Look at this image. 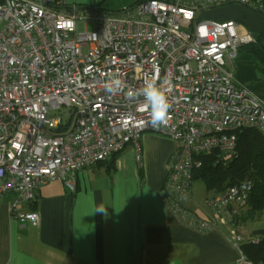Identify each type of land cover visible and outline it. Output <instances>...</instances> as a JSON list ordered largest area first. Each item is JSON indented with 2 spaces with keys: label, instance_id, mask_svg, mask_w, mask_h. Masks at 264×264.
I'll use <instances>...</instances> for the list:
<instances>
[{
  "label": "built area",
  "instance_id": "2783aa9c",
  "mask_svg": "<svg viewBox=\"0 0 264 264\" xmlns=\"http://www.w3.org/2000/svg\"><path fill=\"white\" fill-rule=\"evenodd\" d=\"M218 3L140 0L107 10L0 0V198L15 210L34 203L38 189L54 180L74 192L77 171L110 161L129 144L141 167L142 136L154 132L177 143L160 197L183 222L206 228L183 207L200 156L234 153L239 131L264 134V104L234 75L241 46L255 36L240 35L235 21L199 18L201 9ZM153 78L170 104L160 127L141 108L139 90ZM111 79L123 87L110 91ZM53 111L69 116L56 125L69 123L65 131L53 129ZM251 187L242 181L207 199L221 212L217 223H234ZM16 216L42 222L36 210ZM230 238L240 249L239 264H255L235 224Z\"/></svg>",
  "mask_w": 264,
  "mask_h": 264
},
{
  "label": "crops",
  "instance_id": "0c3cea01",
  "mask_svg": "<svg viewBox=\"0 0 264 264\" xmlns=\"http://www.w3.org/2000/svg\"><path fill=\"white\" fill-rule=\"evenodd\" d=\"M55 1L114 9L109 8L114 0ZM218 1L201 9L199 18L235 21L240 35L264 33L260 12L240 0ZM257 62L255 54L241 48L234 75L264 104ZM140 144L143 178L136 150L129 144L110 161L77 171L74 192L64 181L54 180L38 189L34 203L18 204L15 210L8 197L0 198V264H239L241 252L230 238L231 224L248 238L252 229L247 223L260 220L262 213L252 218L246 211L230 224L216 222L219 211L203 218L190 204L195 192L191 183L183 207L208 226L183 222L160 197L176 141L146 132ZM31 210L41 215L39 225L16 216V211Z\"/></svg>",
  "mask_w": 264,
  "mask_h": 264
},
{
  "label": "trees",
  "instance_id": "16d2710c",
  "mask_svg": "<svg viewBox=\"0 0 264 264\" xmlns=\"http://www.w3.org/2000/svg\"><path fill=\"white\" fill-rule=\"evenodd\" d=\"M240 2L264 16V0H240ZM241 48L255 54L264 80V33L256 35L253 42L242 45ZM68 125L69 123L60 124L53 129L62 132ZM200 157L202 165L194 170L192 180H203L207 189L216 193L236 183L249 181L252 187L242 206L248 207L246 213L252 218L264 211V134L262 132L256 129L239 131L234 153L221 155L220 151H213ZM139 171L143 178L142 166ZM241 210L239 209L240 213L235 216L234 221L237 222L241 217ZM254 239H258V242L255 243ZM241 248L253 263L264 264V228L253 230L241 244Z\"/></svg>",
  "mask_w": 264,
  "mask_h": 264
},
{
  "label": "rangeland",
  "instance_id": "374dc122",
  "mask_svg": "<svg viewBox=\"0 0 264 264\" xmlns=\"http://www.w3.org/2000/svg\"><path fill=\"white\" fill-rule=\"evenodd\" d=\"M129 2H132V0H114L113 4L110 5L109 8H114L113 10L121 9L124 6L129 5ZM125 3V4H123ZM128 3V4H127ZM89 28H93V22L89 23ZM51 118H52V125L56 126L58 122L62 119L63 123H66L69 119V116L67 115L66 112L60 113V112H55L53 111L51 113ZM73 123L71 124V126ZM192 190H194V198L191 200L190 204L193 208L196 206L198 207V213L201 217L203 218H208L209 216H214V210L210 207V205L207 203V199L212 197V190H208L206 187V184L203 180L201 179H194L192 180ZM191 184V185H192ZM238 209H242V213L246 212L248 207L246 206H241ZM244 209V210H243ZM214 211V212H213ZM240 213V211H239ZM239 215V214H238ZM262 217L260 220L257 219L254 221H249L247 223V226L249 229L255 230L257 228H264V211L262 212Z\"/></svg>",
  "mask_w": 264,
  "mask_h": 264
},
{
  "label": "clouds",
  "instance_id": "9594fccd",
  "mask_svg": "<svg viewBox=\"0 0 264 264\" xmlns=\"http://www.w3.org/2000/svg\"><path fill=\"white\" fill-rule=\"evenodd\" d=\"M107 87L110 91H115L121 89L123 84L119 79H111ZM139 94L144 97L141 108L150 111L151 124L155 127L166 125L170 104L164 92L155 83V78L145 80Z\"/></svg>",
  "mask_w": 264,
  "mask_h": 264
}]
</instances>
